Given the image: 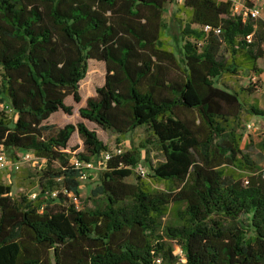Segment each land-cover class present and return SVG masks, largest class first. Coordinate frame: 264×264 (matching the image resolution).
Returning a JSON list of instances; mask_svg holds the SVG:
<instances>
[{"label": "trees", "instance_id": "16d2710c", "mask_svg": "<svg viewBox=\"0 0 264 264\" xmlns=\"http://www.w3.org/2000/svg\"><path fill=\"white\" fill-rule=\"evenodd\" d=\"M172 1L0 0V146L46 164L34 199L0 183V264H175L174 245L187 264H264V170L243 149L241 127L264 109L241 101L255 88L216 86L243 69L262 75L264 20L233 15L227 0H185L174 52L163 18ZM90 60L105 64V82L80 117L122 138L143 128L140 148L164 189L139 175L125 182L140 148L111 153L84 122L47 123L72 115L65 100L81 101ZM75 133L83 151L74 157L103 164L94 208L73 202L86 171L67 152ZM148 145L165 161L154 166ZM177 203L179 224L164 226Z\"/></svg>", "mask_w": 264, "mask_h": 264}, {"label": "rangeland", "instance_id": "374dc122", "mask_svg": "<svg viewBox=\"0 0 264 264\" xmlns=\"http://www.w3.org/2000/svg\"><path fill=\"white\" fill-rule=\"evenodd\" d=\"M226 1V0H224ZM259 5L264 9V0H259ZM164 22L167 26L165 40L168 43L170 49L174 52H178L184 45V39L181 36L180 23L185 21V14L182 12L181 4L176 0L169 2L165 5L164 10ZM221 54L229 56L225 48L221 49ZM258 66L262 69V75H256L253 72H249L246 69L240 71V73L233 77L224 76L222 79L216 80V86L225 89L223 84L232 89L239 90L240 88H255L251 94L241 95V101L248 105H254L260 109H264V88L261 87L264 83V60L258 62ZM1 73V70H0ZM256 76L259 82L256 86L250 83L252 76ZM106 76V67L103 62L90 60L88 62V68L85 77L79 83V95L81 97L80 102H75L72 97H68L65 100L67 106L72 107V115H67L62 111L52 115L48 120V124L55 125L56 127H64L65 125L72 124L76 125L80 122H84L86 126L95 130L100 140H102L108 147L111 153H123L130 151L131 148H140L141 144L147 140L146 132L143 128H139L133 133L122 138L99 128L96 124L90 123L83 120L80 117L79 109L86 105V100L89 97L96 95V90L103 86ZM223 83V84H222ZM250 124L251 128H247ZM243 128V149L248 152L252 159L256 161L260 168L264 170V148L261 143L264 139V117L244 114V122L241 126ZM147 145V144H146ZM150 149L149 159L155 166L160 162H164V156L162 151L158 150L156 145H148ZM142 151V160L134 168L135 175L125 179L127 183H135L137 177V170L139 167L145 169L148 173V177L144 178L146 182L151 184L156 189H164V185L157 183L152 179V172L150 167L145 160L146 150L140 148ZM75 150V151H74ZM83 151L82 141L80 140L77 133H75L68 145L67 152L72 154V163L76 161L74 155ZM9 158L8 169L0 170V183L10 185L12 188V195L15 198H20L22 195L31 196L36 193L37 186V175L41 169L45 168L44 161H22L18 164L15 163V159L11 158V153H7ZM103 170V164L100 160H94L92 167L87 172L86 179H80V201L73 199L74 203L80 204L79 207L84 205L87 208H94V206L100 204L98 198L92 196V192L100 184V172ZM143 179V178H142ZM99 202V203H98ZM185 204L177 203L170 206L168 215L164 218V226L170 225L175 226L179 224L178 211L183 209ZM176 252V245H174Z\"/></svg>", "mask_w": 264, "mask_h": 264}, {"label": "built area", "instance_id": "2783aa9c", "mask_svg": "<svg viewBox=\"0 0 264 264\" xmlns=\"http://www.w3.org/2000/svg\"><path fill=\"white\" fill-rule=\"evenodd\" d=\"M178 3L183 4L185 0H176ZM231 3V13L233 15L241 17L243 20L253 19V20H264V9L259 5V0H227ZM210 28H207L209 30ZM215 34L219 35L221 33L220 29L214 30ZM250 38V37H249ZM259 82V79L254 75L250 79V83L253 86H256ZM261 87L264 88V83H262ZM247 128H251V125L248 124ZM121 152L117 153L120 154ZM110 158V153L105 154V161ZM22 161H43L35 157L33 152H22L17 154V158L15 159V163L18 164ZM92 162L90 163H80L77 159L73 163L77 168L86 169V171L92 167ZM9 166V158L7 156L6 151L3 146H0V170L4 171L8 169ZM137 170V174L141 178L148 177V173L145 169L139 167ZM84 171L80 179L87 178V172ZM55 196V194H53ZM31 198H35L36 194H32ZM176 256L178 257V261L175 264H187V260L185 259V254L183 249L176 245ZM154 264H166L162 258L157 257L154 260Z\"/></svg>", "mask_w": 264, "mask_h": 264}, {"label": "crops", "instance_id": "0c3cea01", "mask_svg": "<svg viewBox=\"0 0 264 264\" xmlns=\"http://www.w3.org/2000/svg\"><path fill=\"white\" fill-rule=\"evenodd\" d=\"M58 113V112H57ZM56 114V113H55ZM54 115V114H53ZM52 117V116H51ZM82 148H83V145H82Z\"/></svg>", "mask_w": 264, "mask_h": 264}]
</instances>
